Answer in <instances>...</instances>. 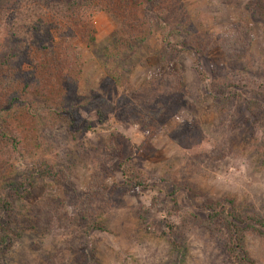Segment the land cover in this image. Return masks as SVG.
Returning <instances> with one entry per match:
<instances>
[{
  "label": "rangeland",
  "instance_id": "obj_1",
  "mask_svg": "<svg viewBox=\"0 0 264 264\" xmlns=\"http://www.w3.org/2000/svg\"><path fill=\"white\" fill-rule=\"evenodd\" d=\"M13 1L0 0V60ZM137 16L127 34L97 12L94 42L77 45L78 90L62 95L91 131L37 94L13 110L0 186L20 198L0 205V264H236L208 205L264 218V0H159ZM217 79L229 104L210 98ZM244 248L264 264L263 235L248 231Z\"/></svg>",
  "mask_w": 264,
  "mask_h": 264
},
{
  "label": "trees",
  "instance_id": "obj_2",
  "mask_svg": "<svg viewBox=\"0 0 264 264\" xmlns=\"http://www.w3.org/2000/svg\"><path fill=\"white\" fill-rule=\"evenodd\" d=\"M158 2L159 0H14L10 4L11 7L3 15L7 21V52L0 60V172L6 170L3 156L5 153L9 155L10 148H16L18 143L12 134L11 114L22 105L25 108L27 102L31 101L26 99L31 95H39L46 102L43 106H47L50 112L55 110L63 113L72 130L80 133L82 127L85 131H91L88 122L74 110L72 102L68 100L70 96L62 93L72 94L74 90H78L83 64L77 45L94 42L95 31L90 22L93 15L106 12L121 24L125 33L131 34L141 29L143 23V19L137 16L138 7L144 4L152 8ZM156 31L154 24L148 28L147 35L145 30H140V35L135 36L137 43L143 44ZM163 44L162 60L169 62L175 59L179 50L168 43L167 38ZM1 49L0 47V53ZM228 88L217 79L211 84L210 98H220L224 104H229L233 99ZM255 103L250 102V105ZM32 109L34 113L40 111L35 106ZM47 114L44 108V112L37 116L43 118ZM18 187L17 183L12 189L0 186V205L3 209H8L2 211H13L14 200L20 198ZM173 203L175 207L178 206L176 194ZM230 204L233 205L231 213L220 202L209 204L211 214L206 223L210 228L221 225L220 231L225 230L229 235V252L236 264H254L244 248V235L253 230L264 236V218L247 217L237 211L234 202ZM5 235L9 236L8 233ZM3 240L0 239V248L4 245Z\"/></svg>",
  "mask_w": 264,
  "mask_h": 264
}]
</instances>
